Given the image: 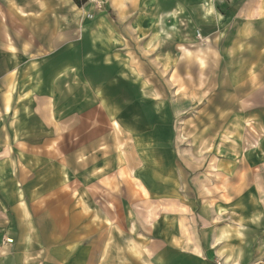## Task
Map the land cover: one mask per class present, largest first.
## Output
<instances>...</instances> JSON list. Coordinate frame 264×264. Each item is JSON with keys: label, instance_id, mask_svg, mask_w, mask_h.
Listing matches in <instances>:
<instances>
[{"label": "rangeland", "instance_id": "rangeland-1", "mask_svg": "<svg viewBox=\"0 0 264 264\" xmlns=\"http://www.w3.org/2000/svg\"><path fill=\"white\" fill-rule=\"evenodd\" d=\"M98 1L100 7L86 0H62L63 13L77 14V46L82 60L90 63H69V55L62 53L59 100L46 106L61 115L50 111V118L45 117L55 126V135L47 132V138L54 136L51 141L66 144L69 151L87 134L95 149L103 146L105 158L118 152L125 158L120 182L117 173L97 182L99 203L131 205L149 223L167 212L185 215L204 233L207 246L221 252L214 264H246L230 257L229 243L215 246L213 239L216 228L243 226L246 212L264 199V165L249 162L252 151L263 153L264 36L242 35L245 20H236L237 6L230 0H156L141 5V13L159 19L165 11L174 12L168 42L161 36L164 22L154 20L151 37L144 43L127 37L131 42L124 53L115 55L119 66L104 67L102 49L87 54L92 47L85 20L94 23L110 14L117 23L120 9L112 0ZM94 38L103 48L104 38ZM20 119L14 118V129ZM65 150L58 155L64 157ZM96 172L98 177L105 174L102 167ZM230 206H236L232 214ZM224 236L228 241L230 234Z\"/></svg>", "mask_w": 264, "mask_h": 264}, {"label": "crops", "instance_id": "crops-1", "mask_svg": "<svg viewBox=\"0 0 264 264\" xmlns=\"http://www.w3.org/2000/svg\"><path fill=\"white\" fill-rule=\"evenodd\" d=\"M112 1L120 9L117 23L110 14L94 23L85 20L92 47L87 54L102 49L104 67L118 64L115 55L124 53L127 37L134 43L151 37L154 20L164 22L161 36L168 42L174 12L165 11L157 19L141 13V5L156 0ZM230 1L237 6L236 20H245L242 35L264 36V0ZM77 21V14L63 13L62 0H0V264H214L221 252L207 246L204 233L187 216L167 212L149 223L131 205L99 203L97 182L116 173L120 182L124 176L125 158L119 152L105 158L103 146L95 149L87 134L69 151L66 144L53 143L54 136L47 138V132L55 135V126L45 117L50 118V111L61 115L46 106L59 100L62 53L69 55V63H90L82 60L77 46ZM97 36L104 38L103 48ZM75 67L79 65L69 68ZM261 117L259 128H264ZM14 118H21L15 129ZM115 127L120 128L118 122ZM81 129L88 132L87 126ZM262 147L263 153L251 150L252 165H264V139ZM57 148L65 150L64 157ZM101 167L105 174L98 177L94 171ZM130 174L148 197L144 183L134 171ZM260 201L256 210L246 212L243 226L215 229L214 245L229 243L235 261L264 264V199ZM234 210L236 206L229 207L231 214ZM223 232L230 234L228 241Z\"/></svg>", "mask_w": 264, "mask_h": 264}, {"label": "built area", "instance_id": "built-area-1", "mask_svg": "<svg viewBox=\"0 0 264 264\" xmlns=\"http://www.w3.org/2000/svg\"><path fill=\"white\" fill-rule=\"evenodd\" d=\"M86 1H90L93 4H95L96 6L100 7V2L98 0H86Z\"/></svg>", "mask_w": 264, "mask_h": 264}, {"label": "bare ground", "instance_id": "bare-ground-1", "mask_svg": "<svg viewBox=\"0 0 264 264\" xmlns=\"http://www.w3.org/2000/svg\"><path fill=\"white\" fill-rule=\"evenodd\" d=\"M228 263V262H227Z\"/></svg>", "mask_w": 264, "mask_h": 264}]
</instances>
